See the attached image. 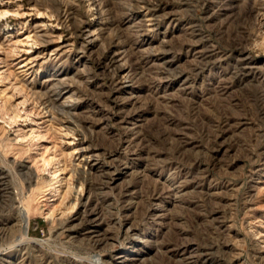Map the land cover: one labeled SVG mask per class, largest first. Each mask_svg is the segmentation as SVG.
Instances as JSON below:
<instances>
[{
  "label": "rangeland",
  "instance_id": "374dc122",
  "mask_svg": "<svg viewBox=\"0 0 264 264\" xmlns=\"http://www.w3.org/2000/svg\"><path fill=\"white\" fill-rule=\"evenodd\" d=\"M0 15V264H264V0Z\"/></svg>",
  "mask_w": 264,
  "mask_h": 264
},
{
  "label": "bare ground",
  "instance_id": "6f19581e",
  "mask_svg": "<svg viewBox=\"0 0 264 264\" xmlns=\"http://www.w3.org/2000/svg\"><path fill=\"white\" fill-rule=\"evenodd\" d=\"M6 14V13H5ZM0 16H2V15H0ZM83 161V163L85 164V165H88L89 164V160L88 159H83L82 160ZM47 163V162H46ZM49 164V163H48ZM53 200H55V198H51L50 200H49V202H51V201H53ZM45 201H47V199H45ZM45 201H43V202H45ZM26 210H22V209H20L19 210V212H18V214L20 213V216H21V218H22V222H23V220H25V217H26V212H25ZM20 218V219H21ZM25 228H24V231H22L23 233V236H22V238H24V237H26L27 236V229H28V224H26L25 223ZM23 228V227H22ZM28 241V240H27ZM18 242H20V241H18ZM25 242V241H24ZM18 245V244H17ZM21 245H23V244H21ZM18 247V246H17ZM99 260V259H98ZM102 260V259H101ZM100 260V261H101ZM101 263V262H100ZM97 264V263H96Z\"/></svg>",
  "mask_w": 264,
  "mask_h": 264
}]
</instances>
